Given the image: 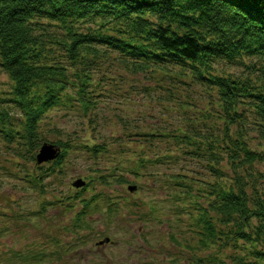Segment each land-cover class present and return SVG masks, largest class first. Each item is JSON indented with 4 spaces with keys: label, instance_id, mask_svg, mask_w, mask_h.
Here are the masks:
<instances>
[{
    "label": "trees",
    "instance_id": "obj_1",
    "mask_svg": "<svg viewBox=\"0 0 264 264\" xmlns=\"http://www.w3.org/2000/svg\"><path fill=\"white\" fill-rule=\"evenodd\" d=\"M93 23L97 29L91 27ZM53 27L54 32L62 33H51L49 29ZM246 57L256 59L250 69L257 74L259 86L250 76L229 71L223 72L224 75L213 73L221 62L239 66L245 64ZM110 58L133 73L153 68L162 78L174 76L171 65H177L180 71L175 74H191L216 91L212 99L214 110L201 112L204 127L193 123L189 128H179L175 136L180 153L175 158L166 157L174 161L183 155L206 159L218 179L208 183L206 195H202L208 196L207 204L199 205L195 190L184 181L187 175L171 176L174 186L187 188L176 198L189 199L196 206V214L186 210L192 220L193 237H198V243L190 245L187 239L184 244L171 234L175 244L191 249L189 254L185 249L173 254V264H264V196L246 179L250 166L264 160V150L252 147L246 127L250 112L255 120L249 130H256L264 138V0H0V67L13 81L11 101L21 110L24 135L19 134L10 120L11 105L0 107V133L10 144L17 135L19 142L25 139L30 159L37 163L41 145L51 142L38 132L44 115L64 99L78 104L86 115L95 109L93 76L96 68H102ZM242 104L244 109H240ZM206 120L221 122L223 126L216 123L207 126ZM233 125L235 130L231 128ZM52 143L61 146V154L45 163L47 168L42 164L40 175L30 178L41 189L45 187L46 176L63 170L71 149L69 142ZM84 148L95 157L105 150L98 143L85 144ZM17 150L20 154V147ZM137 154L136 175L148 163L158 164L162 160L146 157L144 150ZM224 162L233 172L227 183L220 182L227 176ZM100 179L106 181V176L101 175ZM117 181L128 182L123 176ZM90 184L87 181L75 196L65 198L69 210L77 200L81 203L72 227H66L76 236L69 251L86 243L87 235L80 231L84 228L92 231L89 214L98 208L100 198L108 202L111 214L118 211L117 203L104 193L82 197ZM248 187L254 194L249 193ZM59 200L56 199L57 203ZM55 203L44 201L43 207ZM155 210L153 206L151 211ZM21 216L0 210L1 219L16 221ZM5 231L10 228L0 227V235ZM214 246L220 249L215 250ZM230 248L232 253L227 252ZM31 249L27 253L8 249L11 256L1 264L62 258L54 250L48 253L46 248ZM196 249L212 253L192 254Z\"/></svg>",
    "mask_w": 264,
    "mask_h": 264
},
{
    "label": "rangeland",
    "instance_id": "obj_2",
    "mask_svg": "<svg viewBox=\"0 0 264 264\" xmlns=\"http://www.w3.org/2000/svg\"><path fill=\"white\" fill-rule=\"evenodd\" d=\"M96 26L95 23L91 25L93 29H97ZM49 31L56 35L62 33L60 30L54 32V27ZM253 60L256 61L246 57L245 64L239 66L221 62L213 73L224 75L223 72L229 71L250 76L259 86L257 74L250 69ZM106 62L102 68H96L93 76L91 89L95 91L96 108L88 115L78 104L65 102L66 99L44 115L39 135L42 134L41 137L47 141L62 140L71 144L63 170L46 176L44 189L30 181L34 174H41V165L30 159L27 141L19 142L20 135H24L21 110L11 101L13 81L0 67V107L11 105L10 120L20 131L11 144L0 133V210L22 215L16 221L0 217V227L10 228L0 235V264L11 256L8 249L27 253L30 248V251L46 248L48 253L54 250L60 252L57 256L62 258L46 257L42 262L38 259L27 264H173V254L184 249L189 254L191 249L179 247L172 241L171 234L183 240L184 244V239L190 245L198 243V237H193L192 220L186 210L196 214V206L189 199L176 198L187 188L174 186L175 180L171 176L178 173L187 175L184 181L195 190L199 205L207 204L208 196L202 195H206L208 183H215L218 179L210 171L206 159L183 155L174 161L166 157L175 158L180 153L175 136L179 134V128H189L193 123L204 127L201 114L205 110H214L212 99L216 91L209 89L206 81L197 80L191 74H175L180 71L177 65H171L174 76L162 78L154 73L153 68L133 73L113 58ZM244 107L242 104L240 109ZM248 113L250 123H246V127L251 145L256 150H264L261 133L249 130L255 118ZM205 122L207 126H215V123L223 126L221 122ZM231 128L235 130L236 125ZM97 143L104 145L105 150L95 157L84 145ZM143 150L146 157L162 160L158 164L148 163L136 175L137 153ZM223 164L227 176L220 182L227 183L233 172L226 162ZM42 166L44 169L48 167L47 164ZM247 173V181L255 184L264 196V160L256 161ZM101 175L106 176V181L100 179ZM121 176L128 182H118L117 178ZM78 177L91 182L82 197L104 193L117 203L118 211L111 214L108 202L100 198L98 208L89 214L92 231L89 232L88 228L80 231L87 235L86 243L69 251L68 247L74 244L76 236L66 227H72L73 217L81 209V203L77 200L69 210L65 198L75 196L80 190L72 186ZM132 184L138 186L137 190H128ZM248 190L254 194L249 187ZM56 199L62 201L57 203ZM44 201L56 203L43 207ZM153 206L156 208L154 212L151 211ZM105 235L114 242L97 245ZM214 249L220 248L214 246ZM227 252L232 253V248ZM207 253L212 251H192L198 256ZM227 260L231 262V259Z\"/></svg>",
    "mask_w": 264,
    "mask_h": 264
},
{
    "label": "water",
    "instance_id": "obj_3",
    "mask_svg": "<svg viewBox=\"0 0 264 264\" xmlns=\"http://www.w3.org/2000/svg\"><path fill=\"white\" fill-rule=\"evenodd\" d=\"M62 148L61 146L52 143V142H45L41 145L36 160L38 164H43L49 161H53L59 157L61 154ZM87 185V181L83 177H78L76 180L72 182V186L80 189ZM138 186L136 185H129L128 189L130 191L137 190ZM111 241L110 237H106L105 239L101 240L98 244L103 245L105 243H109Z\"/></svg>",
    "mask_w": 264,
    "mask_h": 264
}]
</instances>
